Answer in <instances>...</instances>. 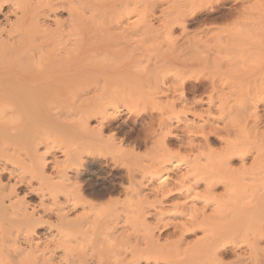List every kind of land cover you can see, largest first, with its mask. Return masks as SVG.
Here are the masks:
<instances>
[{
	"label": "bare ground",
	"instance_id": "obj_1",
	"mask_svg": "<svg viewBox=\"0 0 264 264\" xmlns=\"http://www.w3.org/2000/svg\"><path fill=\"white\" fill-rule=\"evenodd\" d=\"M212 3L203 8V14L190 11L176 17L168 30L238 12L237 6L225 11V0ZM110 5L109 0H0V264H107L110 240H130L129 229L134 225H141L144 233L130 242L138 251H146L135 258V264L150 259L157 264L162 256L154 246L168 224L163 223V228L162 223L150 224L147 216L152 214L140 207V200L152 191L160 203H167L175 192L172 200L182 201L173 206L190 202L189 209L200 200L198 194L214 191L222 177L206 165L200 168L187 162L183 178L174 187L152 184L185 163L154 152L157 146L166 151L171 139L180 138V118L141 116L144 111L134 110L130 121L116 110V96L103 91L104 78L96 80L95 72L75 63L81 58L80 52L73 51L83 39L79 32L92 26L109 30V22L102 20ZM59 42H63L61 48ZM191 46L190 53L195 47ZM199 80L190 82V87H202ZM181 88L177 100L181 109L189 111L190 101ZM258 89L264 90V85ZM143 97L129 96L126 105L131 109L156 102L160 96ZM196 128L182 130L184 143L192 146L201 137L208 144L210 136L221 132L217 122L209 119ZM226 144L219 168L234 170V159L243 166L249 151L237 141ZM124 176L129 189L123 185ZM123 192L128 204L124 208L118 207ZM190 213L195 218L174 224L179 239L184 241V233L204 224L203 252L217 258L228 252L218 233L201 216ZM162 216L160 211L158 218ZM168 217L171 225V214ZM186 242L190 252L196 243Z\"/></svg>",
	"mask_w": 264,
	"mask_h": 264
},
{
	"label": "rangeland",
	"instance_id": "obj_2",
	"mask_svg": "<svg viewBox=\"0 0 264 264\" xmlns=\"http://www.w3.org/2000/svg\"><path fill=\"white\" fill-rule=\"evenodd\" d=\"M210 1L215 6L219 0H109L111 5L102 21L109 22L111 27L103 30L102 26H92L79 32L83 39L73 51L80 52L81 58L75 63L95 72L96 80L104 78L100 82L104 85L103 91L116 96V110L128 115L130 121L135 116L134 110L144 111L141 116L150 113L155 118H180L177 132L182 138L171 139L166 151L157 146L154 152L165 153L170 161L185 163L179 170L156 178L153 185L174 187L183 178L180 175L185 172L187 162L200 168L206 165L222 176L214 191L198 194L200 200L194 201L189 209L190 202L184 207L173 206L182 201L172 200L177 196L175 192L167 203H160L158 196L144 189L150 192L149 197L139 204L152 214L147 220L152 225L168 224L154 246L162 256L157 264H264V90L258 89L264 85V0H225L228 2L225 11L237 6L238 12L192 22L185 28L173 25L171 32L168 30L180 15L190 11L205 13L203 8ZM65 17V14L60 16ZM184 45L190 55L179 54ZM191 45L195 47L190 53ZM57 46L61 48L63 42ZM195 79H200L202 87L194 90L190 82ZM181 87L190 101L189 111L181 109L177 100ZM152 93L160 96V102L156 99L131 109L126 105L129 96L144 98ZM254 105L258 113L253 112ZM206 119L217 122L221 127L219 135L210 136L209 145L201 137L192 146L184 143L182 130L197 129L196 125ZM54 131L59 134L58 129ZM112 133L109 131L107 135ZM228 141L239 142L249 152L243 166L239 159H234L231 165L234 170L225 171L219 166ZM141 176L137 179L141 180ZM123 179V185L129 189L128 180L125 176ZM126 194L120 195L122 201L118 207L128 206ZM203 204H207L205 208ZM201 208L204 209L202 216ZM160 211L163 212L161 219L158 218ZM190 211L201 216L206 226L218 233L219 241L229 248L228 252L218 258L203 252L204 224L184 233V241L179 239L174 224L195 218ZM123 227L125 230V224ZM129 232L133 237L130 240H110L107 264H135L136 257L145 255L146 251H138L130 242L134 237L142 238L141 225H134ZM167 232L171 234L166 239ZM186 241L196 243L190 252L185 249ZM152 260L147 263L152 264ZM139 264L145 262L139 261Z\"/></svg>",
	"mask_w": 264,
	"mask_h": 264
}]
</instances>
